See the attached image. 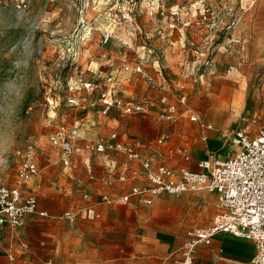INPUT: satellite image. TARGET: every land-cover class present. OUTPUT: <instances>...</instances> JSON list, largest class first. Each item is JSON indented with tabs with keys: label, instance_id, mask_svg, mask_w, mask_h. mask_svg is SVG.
<instances>
[{
	"label": "rangeland",
	"instance_id": "rangeland-1",
	"mask_svg": "<svg viewBox=\"0 0 264 264\" xmlns=\"http://www.w3.org/2000/svg\"><path fill=\"white\" fill-rule=\"evenodd\" d=\"M231 36L240 44H228ZM107 91L120 108L141 102L148 112L104 113L98 97ZM74 97L80 108L68 104ZM168 106L177 111L170 122L160 119ZM263 123L264 0H0V186L35 196L49 214L4 232L0 264H174L185 233L210 223L213 198L124 204L128 183L103 190L102 178L133 169L143 181L140 163L85 142L118 133L159 163L195 171L197 160L223 156L238 129L255 133ZM74 125L80 138L65 167L48 138ZM163 149L171 156L157 154ZM29 150L38 174L19 182Z\"/></svg>",
	"mask_w": 264,
	"mask_h": 264
},
{
	"label": "built area",
	"instance_id": "built-area-1",
	"mask_svg": "<svg viewBox=\"0 0 264 264\" xmlns=\"http://www.w3.org/2000/svg\"><path fill=\"white\" fill-rule=\"evenodd\" d=\"M231 11V8L227 9ZM105 37L104 43L108 42ZM228 44H240V39L231 36ZM139 71V70H137ZM148 80H150L148 78ZM90 87L88 84L87 88ZM104 113L113 108H120V102L114 98V92L99 94ZM184 103V99L181 100ZM68 104L80 108L78 98H70ZM121 112L128 115L146 114L144 103H128L121 106ZM177 116L175 106H168L160 119L173 121ZM192 121L198 118L191 117ZM78 126H60L51 134L48 141L56 150L63 166L70 167L75 151V144L80 138ZM166 135L159 138L158 143L166 142ZM84 148L97 154L116 153L127 159L138 161L148 181L147 186H133L130 191L120 197L122 203L132 200L141 206H151L155 198L181 196L185 193L206 192L213 194L215 214L206 228H194L186 233L174 264H193L196 248L209 246L213 238L220 234H228L238 239L251 241L255 253L248 264H264V123L255 133L246 129H238L229 140L223 156L201 160L197 170H174L165 165L152 167L153 159L143 155L137 145L122 142L116 133H111L106 141H87ZM188 160V156H185ZM38 174L36 155L29 150L17 172L19 182H26ZM89 176L90 175L89 172ZM118 181L124 182V177ZM105 203H111L103 197ZM28 216L48 218L46 210H40L35 196H24L19 187L0 186V245L6 230L21 228ZM65 220L73 221L76 217L72 211L62 214ZM14 260L12 254L8 255Z\"/></svg>",
	"mask_w": 264,
	"mask_h": 264
},
{
	"label": "crops",
	"instance_id": "crops-1",
	"mask_svg": "<svg viewBox=\"0 0 264 264\" xmlns=\"http://www.w3.org/2000/svg\"><path fill=\"white\" fill-rule=\"evenodd\" d=\"M167 42L168 43H173V41H170V40H168ZM118 139L120 141H122V142H125L123 140V138L120 137L119 135H118ZM100 140H102V139H100ZM158 141H159V139H158ZM158 141H157L158 145H163L164 146V144L158 143ZM163 150L161 152L158 150L159 152L157 154L164 155L163 156L164 159H166V157H168V156H171V154L173 152L172 150H168V151H165V149H163ZM139 151L143 155L148 156V157L153 159V164H152L153 168H156L159 165H165V166H167L169 168H172L174 170H185L183 168L170 167L166 163H164L165 161H162V163H159L160 159H157V157L151 152H147L145 150H142V151L139 150ZM176 153L178 154V156L180 155V157H181L180 159L183 160V161L189 162V161L192 160L188 156L186 150L184 152H181L180 150H176ZM107 154H109V153H107ZM116 156H119V155H116ZM185 156H188V160L185 159ZM218 157H221V156H219V155L214 156V158H218ZM205 159H208V158H202L200 160H197L196 161V166H197V163L199 161L205 160ZM129 161L132 162V163L136 162V161H132V160H129ZM135 164H137V163H135ZM137 165L139 166V164H137ZM114 167H115L114 164H112L111 168H114ZM139 167L142 170V174L141 175H143L144 171H143V168H142L141 164H140ZM124 171L119 172L115 177L114 176L110 177V173H108L107 177L103 176L102 184H100L102 186V189L105 190L106 185H111V183H120V184H127L128 183L129 186L127 187L126 191L124 190L125 187L122 186V185H121L122 188H120V193L117 190V193H119V196H122V195L127 194L133 186H147L148 185V181H147V179H146V177L144 175L142 176L143 181H141L140 178H138L137 171L132 169L133 172L128 174V175H126ZM89 172H90V170L87 169V173H89ZM119 177H124L125 181L124 182L118 181ZM201 193H205V194H207V195H209V196H211L213 198V208H214V214H215V207H214L215 200H216L215 196L213 194H209V193H206V192H201ZM185 194H188V193H185ZM185 194H183L181 196H184ZM106 196L107 195L105 194L104 196H102V198L106 197ZM162 196H167V195H162ZM185 200H186L185 198H180L178 200V202L182 201L183 203H185L187 201V200L186 201ZM131 203L132 204H136L133 200L131 202H129L128 204H131ZM153 203H154V201H153ZM153 203H152V205H153ZM105 204L109 205L108 203H105ZM124 204H126V203H124ZM143 207H145V206H143ZM40 210H42V209H40ZM91 214L93 215V212H91ZM213 216H212V218H213ZM212 218L210 219V221L212 220ZM209 224H208V226H209ZM186 233H185V236H184L182 242L185 240ZM221 236H230L232 239H229L227 237H221ZM182 242H181V244H182ZM181 244H180V246H181ZM180 246L176 250V253H177L176 259L179 257L178 250H179ZM219 246H221L223 250H219L218 249ZM254 253H255V248H254V245H253V243L251 241L244 240V239H238V238H235V237H233L231 235H228V234H220V235H217V236H215L213 238V240L211 242V245H209V246H199V247L196 248L195 260H194L193 264H244V263H241V261L242 262L243 261L244 262L248 261V258L249 257L252 258ZM251 258H250V260H251ZM239 260H241V261H239ZM250 260H249V262H250ZM246 264H248V263H246Z\"/></svg>",
	"mask_w": 264,
	"mask_h": 264
}]
</instances>
